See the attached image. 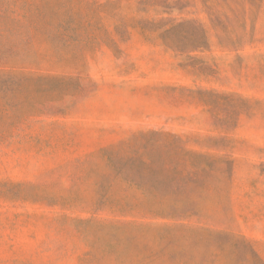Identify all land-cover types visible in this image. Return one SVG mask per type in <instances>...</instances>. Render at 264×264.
Segmentation results:
<instances>
[{"label": "rangeland", "instance_id": "obj_1", "mask_svg": "<svg viewBox=\"0 0 264 264\" xmlns=\"http://www.w3.org/2000/svg\"><path fill=\"white\" fill-rule=\"evenodd\" d=\"M187 20L204 24L205 50L161 39ZM254 20L227 46L200 0H0V264L264 263V0ZM198 90L247 100L216 98L213 110ZM190 152L231 161L234 235L109 208L139 190L102 187L135 173L107 160Z\"/></svg>", "mask_w": 264, "mask_h": 264}, {"label": "trees", "instance_id": "obj_2", "mask_svg": "<svg viewBox=\"0 0 264 264\" xmlns=\"http://www.w3.org/2000/svg\"><path fill=\"white\" fill-rule=\"evenodd\" d=\"M176 1L180 3L182 0ZM200 1L207 11L209 21L218 32L219 44L239 46L245 42L246 22L250 21L253 28L256 12L263 0ZM179 28L183 37L177 40L168 37V34ZM161 39L178 52H198L208 46L206 28L198 20H187L170 26L162 33ZM197 93L213 110L218 105L216 98L247 100L235 94H217L206 90H198ZM229 106L233 109L238 107L234 103ZM215 121L219 126L222 125V119L215 116ZM107 161L108 166L114 170L128 168L135 173L126 176L117 173L113 177H106L101 183L102 187L109 188L119 181L139 190L130 192L129 196H123L119 201L114 198L107 200L109 208L118 215L146 221L142 225H157L151 222L161 221L164 223L158 225L167 231L196 229L217 235H234L229 229L230 212L226 207L225 196L222 195L232 169V163L226 157L190 152L184 160L157 162L152 157L146 160L135 157L122 159L117 163L112 159ZM213 191L216 200H210V192ZM206 203H209L208 206ZM191 219H195L197 224L184 223ZM256 260L258 264H264L261 259Z\"/></svg>", "mask_w": 264, "mask_h": 264}]
</instances>
